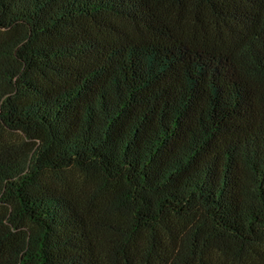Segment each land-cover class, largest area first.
<instances>
[{
    "label": "trees",
    "instance_id": "1",
    "mask_svg": "<svg viewBox=\"0 0 264 264\" xmlns=\"http://www.w3.org/2000/svg\"><path fill=\"white\" fill-rule=\"evenodd\" d=\"M0 264H264V0H0Z\"/></svg>",
    "mask_w": 264,
    "mask_h": 264
}]
</instances>
